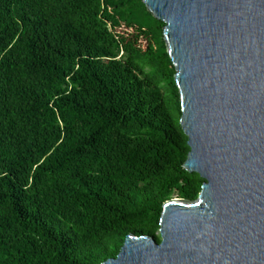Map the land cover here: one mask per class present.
Masks as SVG:
<instances>
[{
	"label": "trees",
	"instance_id": "16d2710c",
	"mask_svg": "<svg viewBox=\"0 0 264 264\" xmlns=\"http://www.w3.org/2000/svg\"><path fill=\"white\" fill-rule=\"evenodd\" d=\"M163 27L142 0H0V264H102L196 199Z\"/></svg>",
	"mask_w": 264,
	"mask_h": 264
},
{
	"label": "water",
	"instance_id": "95a60500",
	"mask_svg": "<svg viewBox=\"0 0 264 264\" xmlns=\"http://www.w3.org/2000/svg\"><path fill=\"white\" fill-rule=\"evenodd\" d=\"M164 23L182 168L205 182L163 203L157 243L129 234L102 264H264V0H142Z\"/></svg>",
	"mask_w": 264,
	"mask_h": 264
}]
</instances>
